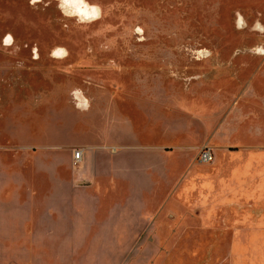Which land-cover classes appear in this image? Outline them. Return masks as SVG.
<instances>
[{
  "label": "rangeland",
  "instance_id": "1",
  "mask_svg": "<svg viewBox=\"0 0 264 264\" xmlns=\"http://www.w3.org/2000/svg\"><path fill=\"white\" fill-rule=\"evenodd\" d=\"M57 2L0 0V189L42 184L53 171L79 173L76 148L109 134L110 170L169 172L165 201L197 213L186 238L163 248L164 264H236L241 254L249 257L241 264H253L256 248L264 255V227L254 226L248 210L254 171H264V56L247 50L264 44V34L250 30L257 19L264 24V0H89L103 15L87 25L64 17ZM237 10L248 24L242 31ZM137 26L142 34L132 32ZM8 32L15 44L5 48ZM57 47L69 55L52 58ZM201 49L212 55L196 59ZM74 88L90 99L87 112L76 108ZM205 146L213 157H241V183L251 182L241 203L231 186L235 163L216 170L199 163ZM207 188L227 207L224 228L205 216L220 213L203 215ZM236 203L246 209L238 217ZM125 246L129 264H155L156 245Z\"/></svg>",
  "mask_w": 264,
  "mask_h": 264
},
{
  "label": "crops",
  "instance_id": "2",
  "mask_svg": "<svg viewBox=\"0 0 264 264\" xmlns=\"http://www.w3.org/2000/svg\"><path fill=\"white\" fill-rule=\"evenodd\" d=\"M129 129L124 138L129 137L131 147L136 138ZM108 135L100 137V144L85 143L76 148L82 154L80 163H84L79 173L53 171L43 177L42 184L10 192L0 189V264H129L124 256L128 251L125 245L136 243L156 245L155 264H164L169 255L164 254L165 245L179 244L186 238L183 233L190 227L194 229L190 221L197 213L185 215L174 203L168 204L171 198L164 199V181L171 173L118 171L114 166L110 170L113 161L106 152ZM116 146L110 148L113 156ZM234 158L214 155L210 166L215 169L223 163H235L230 168L235 176L231 186L236 201L241 203V188H250L251 182L241 183V171L247 173L246 168H241V157ZM253 177L254 202H248V210L254 226L264 227V171H254ZM170 195L174 196L175 191ZM217 196L218 191L207 188L203 215L220 213L221 217L205 216L209 223L219 220L224 228L227 207L213 198ZM241 209L246 210L236 203L234 212L241 213ZM245 258L249 257L236 255V264ZM252 258L253 264H261L264 255L256 248Z\"/></svg>",
  "mask_w": 264,
  "mask_h": 264
},
{
  "label": "clouds",
  "instance_id": "3",
  "mask_svg": "<svg viewBox=\"0 0 264 264\" xmlns=\"http://www.w3.org/2000/svg\"><path fill=\"white\" fill-rule=\"evenodd\" d=\"M44 0H29L30 6L35 7L39 3H43ZM50 4L46 3L44 6L47 8ZM57 8L62 13V15L66 18H75L76 23L78 25H87L96 20L101 19L103 15V9L99 4L89 3V0H58ZM236 21L235 26L237 31H242L244 28L248 27L247 21L244 16L237 10L235 13ZM251 31L258 32L260 34H264V24L261 23L260 19H257L251 29ZM133 33L142 34L143 29L137 26L132 30ZM140 39H143V36L140 35ZM15 44V37L11 32L5 34L3 38V45L5 48L11 47ZM20 51L19 46L17 45L15 48V52L18 53ZM250 54L253 55H261L264 56V44H257L252 48L247 50ZM51 57L55 59H64L69 55V52L66 48L57 47L54 48L51 52ZM212 53L207 49L199 50L196 55V59H202L210 57ZM35 59H39L38 49L33 48V57ZM18 68H23V61L18 62ZM75 102V106L77 109L82 111H87L91 102L88 97L85 96L83 89L74 88L69 93Z\"/></svg>",
  "mask_w": 264,
  "mask_h": 264
},
{
  "label": "built area",
  "instance_id": "4",
  "mask_svg": "<svg viewBox=\"0 0 264 264\" xmlns=\"http://www.w3.org/2000/svg\"><path fill=\"white\" fill-rule=\"evenodd\" d=\"M81 152H75L73 158L75 159V161H80L81 160ZM199 163L202 164H209L213 161V153L211 151V149H209L207 146L202 147L199 151Z\"/></svg>",
  "mask_w": 264,
  "mask_h": 264
}]
</instances>
